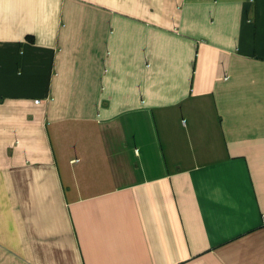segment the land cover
<instances>
[{"label": "crops", "instance_id": "1", "mask_svg": "<svg viewBox=\"0 0 264 264\" xmlns=\"http://www.w3.org/2000/svg\"><path fill=\"white\" fill-rule=\"evenodd\" d=\"M0 264H264V0H0Z\"/></svg>", "mask_w": 264, "mask_h": 264}]
</instances>
